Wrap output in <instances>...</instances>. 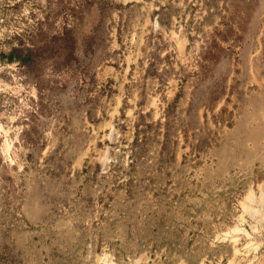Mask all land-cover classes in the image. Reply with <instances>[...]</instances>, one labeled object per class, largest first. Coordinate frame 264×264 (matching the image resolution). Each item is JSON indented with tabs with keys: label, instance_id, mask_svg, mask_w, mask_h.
Listing matches in <instances>:
<instances>
[{
	"label": "rangeland",
	"instance_id": "obj_1",
	"mask_svg": "<svg viewBox=\"0 0 264 264\" xmlns=\"http://www.w3.org/2000/svg\"><path fill=\"white\" fill-rule=\"evenodd\" d=\"M0 264H264V0H0Z\"/></svg>",
	"mask_w": 264,
	"mask_h": 264
}]
</instances>
